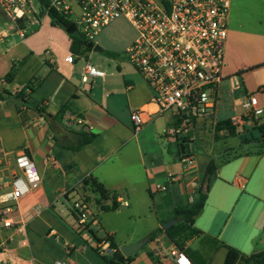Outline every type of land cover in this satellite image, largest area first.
<instances>
[{"label":"crops","instance_id":"obj_1","mask_svg":"<svg viewBox=\"0 0 264 264\" xmlns=\"http://www.w3.org/2000/svg\"><path fill=\"white\" fill-rule=\"evenodd\" d=\"M31 7L38 17L47 15H40L39 2ZM28 18L35 19L30 21L32 26L39 24L36 17ZM11 27L0 18V190H10L14 174H22L17 164L22 154L34 163L41 183L18 201L27 232L0 253V264H55L59 260L104 264L99 244L109 238L118 248L147 238L124 264H160L158 247H178L162 225L176 219L172 214L178 205L197 198L202 184L206 187V170L212 161L218 169L209 182L204 209L193 224L197 234L180 249L193 264H223L225 246L237 249L244 258L264 252V148L259 140L248 141L246 134L238 147H216L218 139L230 136L226 129L217 131V123L241 115L238 106L245 98L257 97L264 109V0L231 1L221 85L241 81L244 95L230 117L218 119L216 111L195 120L188 140L195 146L190 169L180 151H173L178 144L164 137L173 120L172 110L152 115L140 130H134L131 114L145 108L157 110V106L150 87L132 65L123 61L118 66L121 87L113 85L107 74L84 78L79 55L90 51H71L63 57L47 49L40 54L35 42L27 35L21 40ZM69 56L74 62L67 60ZM231 92L238 93L234 88ZM70 115L83 118L94 131L75 128ZM245 120L236 127L249 123L247 129L258 138L264 113ZM162 137L168 142L170 157L164 155ZM198 139L209 144L203 157L197 155ZM170 176L175 181H169ZM91 180L103 185L108 199L101 198ZM159 183H168V189L156 192ZM114 201L117 208L109 210ZM75 202L87 204L84 224L73 213ZM108 213H116L112 222L106 218ZM122 216L129 222L123 228ZM22 237L28 243L25 247L20 246ZM238 264L258 263L241 260Z\"/></svg>","mask_w":264,"mask_h":264},{"label":"built area","instance_id":"obj_2","mask_svg":"<svg viewBox=\"0 0 264 264\" xmlns=\"http://www.w3.org/2000/svg\"><path fill=\"white\" fill-rule=\"evenodd\" d=\"M79 12L73 20L77 32L86 42L96 38L109 25L126 19L136 31V37L125 49V57L150 87L157 110L141 109L131 114L134 130L143 127L152 115L173 111V120L164 137L171 143L188 142L196 119L213 116L218 108V90L223 81L225 44L228 36V18L232 0H75ZM63 16L71 18L72 7L68 0H47ZM11 29L23 40L26 29L21 27L33 8L28 0H0ZM45 11V10H44ZM36 14L38 11H35ZM46 12V11H45ZM74 62L73 56L67 58ZM106 72L86 62L84 78H104ZM244 113L231 119L234 126L243 125L245 118H259L264 109L257 97L250 95L241 103ZM74 119L75 128L93 132L94 126L83 118ZM225 133L229 134L226 130ZM185 166H194V158L183 157ZM22 170L14 174L11 189L0 190V253L9 250L17 236H24L27 223L18 209L20 198L38 188L40 174L26 154L17 158ZM169 181H175L170 176ZM156 192H165L168 183L155 186ZM121 205L127 206L126 201ZM73 213L80 224L86 223L87 204L75 202ZM7 232L6 235H3ZM26 238L20 246H27ZM103 256H110L115 249L109 240L99 244ZM160 264H193L183 250L176 246L158 247ZM55 264H68L57 261Z\"/></svg>","mask_w":264,"mask_h":264},{"label":"rangeland","instance_id":"obj_3","mask_svg":"<svg viewBox=\"0 0 264 264\" xmlns=\"http://www.w3.org/2000/svg\"><path fill=\"white\" fill-rule=\"evenodd\" d=\"M70 2L73 7V14L71 15V19L74 20L79 12V9L75 3V0H70ZM30 3L32 6H37L38 1L30 0ZM28 16L36 18L38 17L37 14L33 11V9L30 10ZM1 17L2 19L9 21V19L0 7V18ZM235 17L240 21L242 17L241 12L237 11V13H235ZM32 19L34 18L30 19L26 17L23 22V26H26V39L30 38L31 41L35 42V49L37 52L43 54L44 51L48 49L50 51H53L54 53L63 55V57L67 54H72L70 50L69 35L66 32L65 28L53 26L51 24V18L48 15L38 17L37 20L39 21V24L36 26H32L30 24V21ZM4 27L5 26H2V28ZM6 27L9 28L8 25ZM11 33H15V31L11 30ZM135 37L136 31L128 20L122 18L115 21L99 33L95 43L100 44L105 51H115L114 53L117 54V57L113 58L104 51L96 52L91 50L87 54L81 53L79 55V70L83 71V67H85L86 61H88L89 63L97 66L101 70H104L107 74L108 80H110L113 85L120 87L123 86V78L119 76L118 66L121 65L123 61L127 62L129 66H131V64L125 57V49L128 44H130L131 41L135 39ZM231 88H234V90H236L238 93H232ZM218 95L219 104L216 115L218 119H225L233 114V106L241 103V98L244 95L243 84L241 83V81H235V84L233 86L223 83V85H220L219 87ZM238 107L239 108L237 112H239V114L244 113V110L240 106ZM256 124H253L252 126L256 127ZM247 128H249V123H246L244 128L237 127L235 134H232L227 138L218 139V141L216 142L217 149L219 150L229 147H238L239 145H241V141L244 138V134H246V139L248 141H258L257 134H255L254 131L252 132L251 129ZM160 141L163 145L165 157H170V153L168 152V142L164 137H162ZM197 145V155L203 157L205 154V149L208 147L209 144L207 142H204L202 144L201 140L198 139ZM115 214L116 213H108L106 215V218H109V221L112 222L113 217L116 216ZM124 220L127 222H125ZM120 223L122 228L124 227V225L127 226L129 223L127 217L123 218L122 216Z\"/></svg>","mask_w":264,"mask_h":264},{"label":"trees","instance_id":"obj_4","mask_svg":"<svg viewBox=\"0 0 264 264\" xmlns=\"http://www.w3.org/2000/svg\"><path fill=\"white\" fill-rule=\"evenodd\" d=\"M40 6L42 9H44L46 14L51 18V24L53 26H61L63 28L69 27L72 23H74L73 20L69 19L66 16L61 15L53 8H48V2L47 0H38ZM21 27H23V24H21ZM69 37L71 39V45L70 49L73 53L79 54L82 51H91V48L88 47V43L86 42L81 35L76 31L73 34H69ZM109 56L111 57H117V54L114 52L105 51ZM236 126L232 125L231 120H224L217 123L216 130H223L226 129L229 132V135L236 133ZM257 130L259 132L258 140L262 144V148H264V123L259 125L257 127ZM218 169V165L215 162H210L207 170H206V179H207V185L205 187L204 184L200 187L198 191L197 198L191 202L186 204L178 205L172 214L173 218L178 219V223L168 228L165 232L174 240L176 245L179 248L183 249L184 243L191 238L193 235L197 234L196 230L193 228V224L195 222V219L200 215V213L203 211L206 200H207V193L209 190V182L211 180V177L215 174L216 170ZM91 186L94 188L96 192H98L102 199H108L109 194L104 189L103 185L98 183L95 180H91L89 182ZM112 198L114 200V195H112ZM117 208V203L114 201L113 206L108 208L109 210H114ZM159 231H163L160 229ZM156 232L149 235V240L153 239L155 237ZM111 241V246L115 249V252L112 253L110 256H102V259L104 261V264H124L126 261L130 259V256L125 257L119 250V248L115 245V243L112 241L111 238H109ZM227 248V255L225 257V260L223 264H238L241 260L245 261H253L255 260L258 264H264V259L262 256H264V252L254 254L248 258H244L240 251H238L235 248L225 246Z\"/></svg>","mask_w":264,"mask_h":264},{"label":"water","instance_id":"obj_5","mask_svg":"<svg viewBox=\"0 0 264 264\" xmlns=\"http://www.w3.org/2000/svg\"><path fill=\"white\" fill-rule=\"evenodd\" d=\"M44 13H45L44 9H41L40 15L42 16ZM65 30L68 34H73L77 31L74 23H72L69 27L65 28ZM88 47L91 48L93 51L103 52V48L99 44L90 42L88 43ZM175 150L180 151V153L183 156H186V155H190L191 153L195 151V146L190 141L181 142L178 144L177 147L173 148V151ZM177 222H178L177 219H171L167 221L166 223H164L162 225V228L164 230H167L169 227L176 224ZM147 241H148L147 238H143L142 240H139L132 244L123 245L119 248V250L125 257H128V256L135 254L137 251H139L147 243Z\"/></svg>","mask_w":264,"mask_h":264}]
</instances>
